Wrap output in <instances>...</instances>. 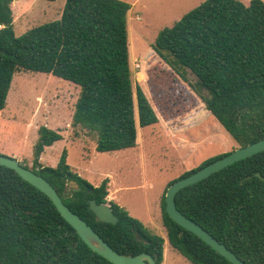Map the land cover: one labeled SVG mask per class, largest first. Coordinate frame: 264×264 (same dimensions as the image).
<instances>
[{"label": "trees", "instance_id": "1", "mask_svg": "<svg viewBox=\"0 0 264 264\" xmlns=\"http://www.w3.org/2000/svg\"><path fill=\"white\" fill-rule=\"evenodd\" d=\"M15 1L0 0V111L7 106L17 72L51 74L80 88L72 126L97 136V152L136 148L138 127L154 126L159 119L142 88L133 87L128 34L132 6L122 0H66L59 20L16 36ZM152 49L169 67V75L186 83L188 72L197 78L193 90L239 147L264 139L263 0H251L248 6L239 0H206L163 29ZM39 135L33 168L24 167L45 178L115 251L148 253L162 264L165 239L115 202L110 206L118 223L96 221L89 200L107 203L109 180L90 184L72 170L66 150L56 167L42 166V153L62 136L47 127ZM258 173L264 177V152L180 190L175 198L184 215L246 264H264V181ZM178 179L162 197L170 246L191 264H231L166 213V191ZM71 183L76 189H69ZM0 264L113 263L80 238L47 195L0 165Z\"/></svg>", "mask_w": 264, "mask_h": 264}, {"label": "rangeland", "instance_id": "2", "mask_svg": "<svg viewBox=\"0 0 264 264\" xmlns=\"http://www.w3.org/2000/svg\"><path fill=\"white\" fill-rule=\"evenodd\" d=\"M122 1L132 5L128 31L134 91L138 86L142 88L159 122L139 128L136 148L97 152V136L72 126L79 87L51 74L20 71L14 75L7 106L0 111V154L32 169L39 129L59 132L62 139L42 153V166L56 167L66 150L72 170L90 184L99 186L104 179L109 180L108 204L115 202L165 239L162 264H191L168 242L162 221L163 193L170 182L239 145L193 90L197 78L188 72L186 83L169 75V67L152 45L163 29L171 28L206 0ZM239 1L247 6L251 2ZM65 4L66 0L15 1L12 10L16 36L59 20ZM147 50L149 56L145 55ZM68 187L76 189L72 183Z\"/></svg>", "mask_w": 264, "mask_h": 264}, {"label": "water", "instance_id": "3", "mask_svg": "<svg viewBox=\"0 0 264 264\" xmlns=\"http://www.w3.org/2000/svg\"><path fill=\"white\" fill-rule=\"evenodd\" d=\"M264 152V139L248 145L238 147L222 158H219L189 176L178 179L171 184L166 191V213L179 226L193 233L213 250L227 259L231 264H246L226 245L219 242L212 234L202 226L184 215L177 207V193L189 186L195 185L215 173L239 162ZM0 165L14 170L21 178L47 195L53 202L62 217L75 229L80 238L97 254L113 264H156L154 258L148 253L136 256L123 255L115 251L104 239L79 215L64 204L56 189L40 174L24 167L17 159L0 154ZM256 177L264 181V177L258 173ZM89 191H91L89 189ZM89 209L95 215L96 221L116 225L118 217L114 214L110 204L89 200ZM139 239V238H138Z\"/></svg>", "mask_w": 264, "mask_h": 264}, {"label": "crops", "instance_id": "4", "mask_svg": "<svg viewBox=\"0 0 264 264\" xmlns=\"http://www.w3.org/2000/svg\"><path fill=\"white\" fill-rule=\"evenodd\" d=\"M131 6H132V5H131ZM131 9H132V8H131ZM130 11H131V10H130ZM128 22H129V14H128ZM128 34H129V31H128ZM130 38H131V37H130ZM129 48H130V45H129ZM79 89H80V88H79ZM75 90H76V89H75ZM77 92H78V95H79V92H80V91H77ZM77 98H78V96L76 97V100H77ZM75 103H76V101H75ZM73 112H74V110H73ZM139 128H140V127H138V132H139ZM138 139H139V135H138ZM137 143H138V141H137ZM132 149H133V148H132ZM48 150H50V147H47L44 153H46ZM44 158H45V157H44V154H42L41 157H40V161L43 162V161H44ZM163 194H164V193H163ZM110 196H111V195H110ZM110 198H111V197H110ZM161 203H162V202H161ZM144 225H145V224H144ZM145 226H146V225H145ZM149 229H150V228H149ZM150 230H151V229H150Z\"/></svg>", "mask_w": 264, "mask_h": 264}]
</instances>
